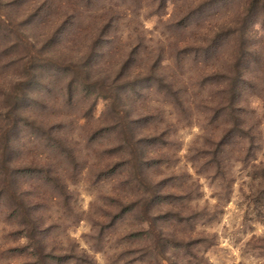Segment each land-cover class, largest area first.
<instances>
[{
  "label": "rangeland",
  "instance_id": "374dc122",
  "mask_svg": "<svg viewBox=\"0 0 264 264\" xmlns=\"http://www.w3.org/2000/svg\"><path fill=\"white\" fill-rule=\"evenodd\" d=\"M0 264H264V0H0Z\"/></svg>",
  "mask_w": 264,
  "mask_h": 264
},
{
  "label": "trees",
  "instance_id": "16d2710c",
  "mask_svg": "<svg viewBox=\"0 0 264 264\" xmlns=\"http://www.w3.org/2000/svg\"><path fill=\"white\" fill-rule=\"evenodd\" d=\"M91 43H93V39H91V41H90ZM7 170H9V167H7Z\"/></svg>",
  "mask_w": 264,
  "mask_h": 264
}]
</instances>
